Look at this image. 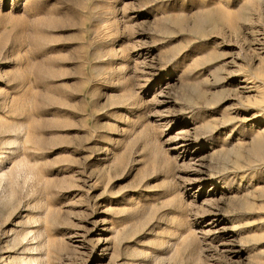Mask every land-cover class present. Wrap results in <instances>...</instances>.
I'll return each instance as SVG.
<instances>
[{
  "label": "rangeland",
  "instance_id": "374dc122",
  "mask_svg": "<svg viewBox=\"0 0 264 264\" xmlns=\"http://www.w3.org/2000/svg\"><path fill=\"white\" fill-rule=\"evenodd\" d=\"M0 264H264V0H0Z\"/></svg>",
  "mask_w": 264,
  "mask_h": 264
},
{
  "label": "bare ground",
  "instance_id": "6f19581e",
  "mask_svg": "<svg viewBox=\"0 0 264 264\" xmlns=\"http://www.w3.org/2000/svg\"><path fill=\"white\" fill-rule=\"evenodd\" d=\"M248 79H250V78H248ZM185 141H188L187 139H185ZM187 144V143H186Z\"/></svg>",
  "mask_w": 264,
  "mask_h": 264
}]
</instances>
